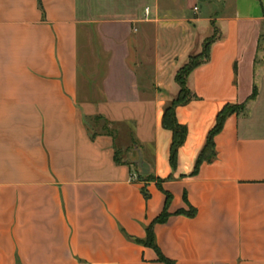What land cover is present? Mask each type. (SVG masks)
<instances>
[{
	"label": "crops",
	"instance_id": "1",
	"mask_svg": "<svg viewBox=\"0 0 264 264\" xmlns=\"http://www.w3.org/2000/svg\"><path fill=\"white\" fill-rule=\"evenodd\" d=\"M0 264H264V0H0Z\"/></svg>",
	"mask_w": 264,
	"mask_h": 264
},
{
	"label": "trees",
	"instance_id": "2",
	"mask_svg": "<svg viewBox=\"0 0 264 264\" xmlns=\"http://www.w3.org/2000/svg\"><path fill=\"white\" fill-rule=\"evenodd\" d=\"M213 38L206 39L203 43V58L199 62H193L192 59L186 63L177 73L176 75V83L178 84L180 88L179 95L176 99H174L164 110L162 125L165 129L169 130L173 134V141H172V147H171V160L173 161L175 159L176 153L178 149L184 144L185 138H186V129L185 127L180 126L175 118V108L181 105L187 104L191 100L190 91L187 88V77L190 75V73L199 67L200 65L204 64L209 59V46L212 43ZM256 95V92L254 91V94L252 95V98H254ZM244 109V106H227L225 107L222 112L218 115L217 123L215 128L210 132L207 140L206 147L212 146L213 137L220 132L224 120L234 114V113H241ZM201 159H198L196 167L200 164ZM163 217L160 218L158 221H163ZM150 235V240H151ZM161 261L165 260L160 257Z\"/></svg>",
	"mask_w": 264,
	"mask_h": 264
},
{
	"label": "water",
	"instance_id": "3",
	"mask_svg": "<svg viewBox=\"0 0 264 264\" xmlns=\"http://www.w3.org/2000/svg\"><path fill=\"white\" fill-rule=\"evenodd\" d=\"M134 165L136 166L137 170L139 171L141 175L143 176L148 175L149 166L146 163H144L143 156L140 152H139V156L137 157L136 161H134Z\"/></svg>",
	"mask_w": 264,
	"mask_h": 264
},
{
	"label": "rangeland",
	"instance_id": "4",
	"mask_svg": "<svg viewBox=\"0 0 264 264\" xmlns=\"http://www.w3.org/2000/svg\"><path fill=\"white\" fill-rule=\"evenodd\" d=\"M202 54H203V45H202V48H201L200 52L199 53H196V54L195 53L192 54V56L189 59L190 60L192 59L193 62H199L203 58V55ZM189 59H188L187 63L190 61Z\"/></svg>",
	"mask_w": 264,
	"mask_h": 264
}]
</instances>
